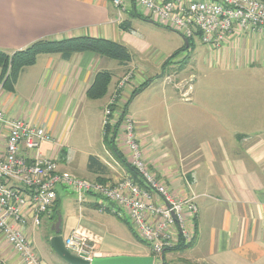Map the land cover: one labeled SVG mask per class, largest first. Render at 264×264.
<instances>
[{"label": "crops", "instance_id": "crops-1", "mask_svg": "<svg viewBox=\"0 0 264 264\" xmlns=\"http://www.w3.org/2000/svg\"><path fill=\"white\" fill-rule=\"evenodd\" d=\"M131 10L129 0L120 9L110 0H0V52L11 55L40 39L89 36L120 43L132 56L130 63L120 65L90 52L68 61L40 55L33 66L21 72L12 91L4 90L0 83V111L8 119L44 129L51 141L41 145L40 153L64 172L78 158L76 149L71 148L73 118L84 114L90 102L102 100L103 111L121 79L131 73L111 110L110 126L118 124L115 146L131 163L124 136V120L130 119L148 172L174 201L195 197L197 213L192 216L184 210L182 214L185 243L192 240V244L175 253L184 257L179 264H264V34L236 33L220 50L212 51L199 37L186 41L158 23L154 33L141 36L134 29L140 25L136 22L139 18L130 15ZM162 28L175 33L174 38L162 34L167 33ZM194 38L202 45L198 50ZM169 39L174 43L165 47L162 41ZM195 51L198 53L192 59ZM173 54L177 55L167 64ZM100 71L110 72L111 82L102 99L90 101L86 91ZM174 78V82L184 78L191 83L189 101L179 97L187 90L179 94V89L169 84ZM7 132L0 126V155ZM105 155L87 152L85 170L88 158L96 156L107 166L101 176L107 181L127 174L110 152L105 150ZM61 189L57 188L52 216H41L38 226L30 217L27 220L25 234L40 264H54V259L48 262L45 257L54 253L49 238L55 231L64 240L78 230L94 245L95 257L151 254L145 242L148 252L133 245L142 240L127 218L115 216L118 220L113 231L104 230L113 225H106L108 219L96 218L109 213L97 211L95 197L86 196L82 204L77 203V220L72 223L67 217L64 221ZM38 242L43 251L36 249ZM0 263L23 264L1 235Z\"/></svg>", "mask_w": 264, "mask_h": 264}, {"label": "built area", "instance_id": "built-area-1", "mask_svg": "<svg viewBox=\"0 0 264 264\" xmlns=\"http://www.w3.org/2000/svg\"><path fill=\"white\" fill-rule=\"evenodd\" d=\"M122 8L126 0H110ZM135 10L150 21L166 26L184 39L199 37L209 50L218 51L232 35L264 34L263 0H129ZM126 74L104 109L102 127L112 124L110 106L118 91L130 80ZM0 126L7 139L0 155V235L19 254L23 264H40L25 229L30 217L34 226L50 215L57 198V188L72 194L78 204L86 196L98 199L97 211L127 218L141 240L149 245L154 260L170 249L179 237L187 241L182 229V214L197 213L193 198L174 201L166 189L148 172L134 138V126L124 120L125 142L131 152L130 165L140 176L142 186L125 174L116 181L97 182L71 176L57 169L56 162L42 156L40 147L50 142L41 127L20 119H8L0 111ZM194 181V177H191ZM190 183V182H189ZM157 202V203H156ZM154 221V222H153ZM64 248L84 260L95 257L94 245L78 230L63 240ZM1 264V263H0Z\"/></svg>", "mask_w": 264, "mask_h": 264}, {"label": "trees", "instance_id": "trees-1", "mask_svg": "<svg viewBox=\"0 0 264 264\" xmlns=\"http://www.w3.org/2000/svg\"><path fill=\"white\" fill-rule=\"evenodd\" d=\"M264 1V0H263ZM135 18L147 19L145 16L138 14L132 6V10L129 13ZM85 52L93 53L101 58L109 61H116L120 65H127L131 62L132 56L128 49L117 42H113L107 39L93 38L89 36H77L69 37L61 40L53 39H40L32 42L27 47L13 52L11 55L0 52V83L2 88L6 91H12L13 86L17 82L21 72L28 67L33 66L36 63L37 58L40 55H56L62 60H70V58L76 54ZM177 54H173L169 59H173ZM112 74L108 71H100L95 74L94 79L88 90L86 91V98L90 101L102 99L108 90V86L111 82ZM147 83L143 85L141 89L146 87ZM114 105L110 106V110ZM112 112V111H111ZM118 124L114 127L107 125L104 127L103 144L110 151V153L123 165L132 180L142 186L139 174L136 170L127 163L120 155L115 146V137L117 133ZM87 170L96 176L94 181L106 182L107 180L101 177L107 172V166L100 161L96 156H90L88 158ZM54 212V208L51 211V216ZM120 220L121 217H119ZM125 224H128L126 220H123ZM129 225V224H128ZM141 243L145 244L141 241ZM192 244V240L185 243V241L179 237L178 244L174 248L165 250L158 258L161 264H167L165 256L167 253L183 252L188 249ZM153 256V254H150Z\"/></svg>", "mask_w": 264, "mask_h": 264}, {"label": "rangeland", "instance_id": "rangeland-1", "mask_svg": "<svg viewBox=\"0 0 264 264\" xmlns=\"http://www.w3.org/2000/svg\"><path fill=\"white\" fill-rule=\"evenodd\" d=\"M136 22H138V24H140L139 26H136L134 29L136 30V32L138 34H140L141 36H150L152 33L155 32V30L153 28H157V23H155L154 21H150V20H143V19H136ZM151 22V23H150ZM159 27V26H158ZM161 28V27H160ZM165 32L167 33H162V34H166L168 36H170V38H174L172 37L173 33L170 30L164 29ZM154 30V31H153ZM174 31V30H173ZM171 32V33H169ZM179 37V36H178ZM180 38V37H179ZM181 40V38H180ZM190 40V39H188ZM194 40L196 41V48L197 50L199 48H201V44L199 43L197 38H194ZM187 41V39H186ZM164 43V46L166 47H172L174 41H172L171 39L168 40V42L166 41H162ZM198 53V51H195L194 53L191 54L192 59L196 56V54ZM185 53L182 52L181 56L183 58H185ZM107 60V59H105ZM179 60H181L179 58ZM109 61V60H108ZM173 72V70L171 71ZM169 73V72H168ZM185 75V74H184ZM182 79V78H181ZM173 81H169V84H172V86L175 88H178L177 90L179 91L178 93L180 94L181 92H183L182 90H187L184 94V92L182 93V95L180 94L179 97L182 96V100L184 101H189V93L191 94L192 92V87H191V83L189 81H186V79H182L180 81L174 82L175 78L172 79ZM177 80V79H176ZM191 81V79H190ZM102 103L103 101H97V102H90L89 105L87 106L86 112L80 113L78 115H76L73 118V122L71 125V139L73 140L71 142V148L76 149L77 154H78V158H77V162L74 165L65 167L63 169L64 172L70 174L71 176L77 177V178H82L85 180H89V181H93V175L89 174L87 170H85V160L87 159L86 157V153H92V154H97L98 156H105V150L109 153L110 151L106 148V146L103 144V133H104V128L102 127V119L104 116V110L102 111ZM111 156H113L110 153ZM115 158V157H114ZM116 159V158H115ZM117 160V159H116ZM121 166L123 167V165L121 164ZM124 168V167H123ZM114 169L117 170V172H119L118 168L116 166H114ZM62 191L59 192L60 194V212L61 215L63 216V218H65L64 221H66L67 217H69L68 219H70V221L73 223L75 220L78 219V205L76 202L75 197L70 194L69 192L65 191L64 189H61ZM193 198V201L195 199V197H191ZM190 198V199H191ZM96 215V214H95ZM96 218H105L108 219L106 221V225H113V226H103L104 230H106L107 233H110L111 231H113V228L115 227L114 224L115 222H117L116 220H118L114 215H103L102 217L96 215ZM123 224V223H122ZM117 233V231L115 232V234ZM67 234V228L64 227V229L62 230V235L65 236ZM111 244V242H110ZM135 244V246H140L144 252H148V246L146 244L143 243H133V245ZM38 246V251H43L41 249L40 243H36V247ZM45 246V248H47V244H44L43 241V247ZM175 245H173L172 247H170V249L174 248ZM141 249V250H142ZM169 250V249H166ZM36 250H34L35 252ZM37 251V252H38ZM50 252V250H49ZM41 253V252H40ZM173 253V252H172ZM51 257L46 256L45 259L48 262H52V260H49V258L54 259V264H65L61 259H59L55 253H51ZM54 254V255H53ZM46 255V254H45ZM171 260L165 259L167 264H179L180 262H183V258L181 259L179 257L176 256V254L174 253L173 255H171L170 253L166 254V258L171 257ZM154 264H161L160 260L158 258L155 259V263Z\"/></svg>", "mask_w": 264, "mask_h": 264}, {"label": "water", "instance_id": "water-1", "mask_svg": "<svg viewBox=\"0 0 264 264\" xmlns=\"http://www.w3.org/2000/svg\"><path fill=\"white\" fill-rule=\"evenodd\" d=\"M49 245L55 255L65 264H154V257L149 256H108L94 257L87 261L73 256L65 248L63 239L58 235V231L49 238Z\"/></svg>", "mask_w": 264, "mask_h": 264}]
</instances>
